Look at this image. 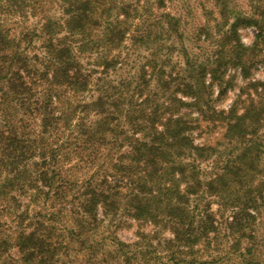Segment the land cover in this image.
<instances>
[{"label":"trees","instance_id":"1","mask_svg":"<svg viewBox=\"0 0 264 264\" xmlns=\"http://www.w3.org/2000/svg\"><path fill=\"white\" fill-rule=\"evenodd\" d=\"M32 1L0 0V258L15 248L18 264H72L71 251H84L92 253L91 264H102L101 251L117 258L125 255L124 264H129L126 258L136 256L126 254L124 241H114L113 253L104 242L95 246L104 219L121 209L136 220L170 223L175 237L158 243L172 245L177 239L182 252L208 239L210 226L215 227L213 218L207 212L198 216L189 201L193 193L205 196L204 186L210 191L222 177L205 181L201 176L196 160L209 158L211 146L192 141L200 117L183 113L180 106H196L205 120L218 118L234 131L255 122L261 125L264 105L252 100L242 113L233 108L228 114L217 111L216 118L203 115L204 104L211 107L205 97L208 65H192L189 59L186 80L175 82L172 71L155 64L156 77H147L143 67L142 74L120 82L132 88V94L126 89L128 97L121 98L115 91L118 83L101 75L114 59L84 63L81 57L88 58L98 46L120 48L128 37L136 42L143 36L138 29L130 34L131 29L122 26L128 19L119 15L126 14L128 5L122 3L113 19L109 0H64L63 19L46 17L12 32L7 16L29 17L27 10L35 7ZM218 4L223 21L216 29L229 24L231 58L246 76L250 65L245 55L254 46L245 47L237 31L250 24L263 29L264 13L247 17L231 10L228 0ZM167 16L169 24H176L174 16ZM36 37L43 50L31 55L28 46ZM211 72L216 76L217 69ZM173 85L177 86L171 90ZM144 87L153 91L154 103L150 104V93L143 94ZM99 88L91 100L84 99L86 91ZM177 90L191 101L178 96ZM123 143L126 149L119 152ZM100 161L111 162L116 170L102 168ZM77 167L85 173L74 170ZM35 204L38 207L30 214ZM241 221L235 214L230 224L235 228ZM251 251L248 247V256L254 254ZM171 258L175 259L173 251Z\"/></svg>","mask_w":264,"mask_h":264},{"label":"rangeland","instance_id":"2","mask_svg":"<svg viewBox=\"0 0 264 264\" xmlns=\"http://www.w3.org/2000/svg\"><path fill=\"white\" fill-rule=\"evenodd\" d=\"M221 1L109 0L113 6L110 11L113 19L119 15L122 3L128 5L126 14L119 15L121 19L125 16L128 19L122 26L131 29L130 34L134 29H138L137 33L143 36L136 42L128 37L120 48L109 49L98 46L94 51L89 52L91 55L88 58L81 57V60L84 63L101 61L104 64L105 57L114 59L111 65L110 61L107 62V71L101 75L108 76L107 80L109 79L110 83H118L115 91L116 95H122L121 98L132 94V88H126L120 82H127L138 73L142 74L143 67L147 70V77L152 78V74L156 77L155 64L157 67H164L166 72L172 71L173 76L177 78L175 82L186 80L190 75L186 63L189 59L192 65L197 63L208 65V72L204 77L205 86L207 85L205 97L208 98L211 107L204 104L203 110L206 112L203 115L216 118L217 111L222 110L224 114H228L233 108H236L238 113H242L252 100L264 105V26L263 29H259L250 24L241 26L237 31L239 41L245 47L254 46V49L247 51L246 54L249 55H245L250 69L244 76L241 68L235 66L231 58L233 54L229 51V47L233 42V36L227 32L229 24L216 29V24L223 21L220 14L221 6L218 4ZM33 2L35 7H30L26 12L29 17L7 16L12 23L11 27H14L12 32H19L24 24H38L46 17L64 18L62 10L64 0H33ZM228 4L231 10L240 11L247 17L252 13L255 17H260L261 13H264V0H228ZM168 14L177 19L176 24H169ZM15 19H17L16 24L13 23ZM230 19L232 21V15ZM221 43L224 44L223 52L220 48ZM41 45L42 40L36 37L28 46L29 53L41 54L43 50ZM221 55L223 57L219 59ZM102 68L100 66V69ZM212 68L217 69L216 76H213ZM154 85L155 81L152 80L151 89H154ZM177 85H173L171 90ZM99 91L100 88L95 92L86 91L84 99L91 100L93 94H99ZM157 91L160 94V88ZM152 92L144 87L143 94L150 93L149 97L152 101L150 104L155 101ZM176 93L183 97L180 90ZM183 98L191 101L190 98ZM69 101L73 102L75 99L69 97ZM180 108L183 113H189L191 117H200L191 133L192 141L197 145L211 146L209 158L203 161L196 160L202 172L201 176L205 181L213 180L217 175L222 177L221 181H215L210 191L208 185L204 186L203 190H207L205 196L201 193H193L189 201L190 209L193 208L194 210H191L194 213H199L198 216H205V212L212 216L215 227L210 226L208 239H200L193 248L182 252L177 239L172 245L158 243L165 238L175 237L170 223L166 224L162 221L154 224L142 219L136 220L126 210L121 209L116 216L110 214L104 219L103 225L99 228L101 232L96 236L95 246L101 247L104 242V246L107 245L106 249L113 253L117 249L114 241H124L127 243L126 254L136 256L126 258L129 264H264V118L261 119V125L255 122L253 126L247 124L243 128L231 131L227 130L225 122L216 120L218 118L205 120L196 106L181 105ZM214 111L216 113H213ZM261 115L264 117V114ZM125 149V145L119 146V152ZM111 151H114L113 148ZM99 163L102 168L108 167V171L110 168L116 170L111 167L109 161L107 164L103 161ZM94 169L93 167L90 171ZM74 170L85 173L81 172L80 167ZM35 207L38 206L35 204L32 210L30 209V214H33ZM246 209H249L248 214ZM235 214H239L242 221L240 226L234 228L230 221ZM1 215L3 217L2 213ZM239 227L241 230L237 231ZM136 242L140 243L134 244ZM248 247L252 248L250 253L254 252L252 256H248ZM138 249H142V252L134 253ZM172 251L176 260L171 258ZM71 256L69 259L73 261L72 264H91L92 261L91 252L87 254L84 251H71ZM124 257L125 255L117 258L111 256L109 252L108 254L98 252L101 262L109 264H124ZM18 262L15 248L3 252L0 258V264H18Z\"/></svg>","mask_w":264,"mask_h":264}]
</instances>
